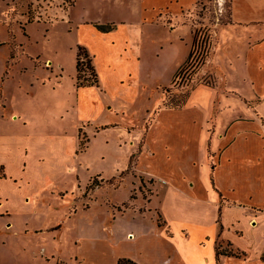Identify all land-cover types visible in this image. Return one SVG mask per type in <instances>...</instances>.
I'll use <instances>...</instances> for the list:
<instances>
[{"label":"rangeland","instance_id":"374dc122","mask_svg":"<svg viewBox=\"0 0 264 264\" xmlns=\"http://www.w3.org/2000/svg\"><path fill=\"white\" fill-rule=\"evenodd\" d=\"M159 1L9 0L3 4L0 95L9 104L4 112L10 116L23 106V116L28 117V123H23V143L28 141L31 147L26 158L55 175L53 181L41 182L32 190L38 192L33 196L34 210L23 212L17 220L11 217L14 229L3 226L0 230L3 264H112L116 254L141 251L147 255V235H137L131 243L125 229L131 225L149 228L155 220L164 223V217L173 225L193 222L182 208L196 206L191 197L205 206L203 222L193 230L198 234L219 231L214 205L233 206L237 210L231 217L243 221H250L245 215L252 216L243 209L254 210L256 203L264 208V179L259 181L255 171L242 176V165L231 169L221 164L225 157L220 154L225 150L221 132L246 120L232 117L230 106L250 115V109L232 99L222 101L228 108L223 115L222 90L213 88L218 76L224 81L219 66L231 68L239 54L240 62H245L242 48L234 47L242 39L238 35L234 39L230 25L222 34L225 41L218 43L221 26L231 19V0H195L190 10L176 13L177 18L170 12L173 7L155 13ZM244 12L236 9L238 16ZM144 17L148 24H143ZM98 23L124 25L107 37L94 28ZM196 32L193 62L208 50L212 55L195 76L196 90L187 104L172 109L169 103L183 99L190 88L180 87L181 78L176 85L173 81L187 60ZM78 45L88 48L99 77V86L85 92L76 86ZM250 53L246 61L253 69L264 65V51ZM82 61L87 70L86 59ZM234 72L238 77L233 83L238 87L242 71ZM87 73L83 75L90 78ZM239 88L245 92V86ZM248 90L252 93L251 87ZM240 124L253 129L254 139L247 145L255 152L264 133L251 121ZM61 134L68 137L67 148L73 153L75 148L77 154L63 150L60 158L54 155V144H48L47 137L53 140ZM34 137L44 141L39 152L34 150ZM218 140L221 146L216 148ZM64 154L69 162L56 166L55 160ZM161 186L171 187L174 195ZM82 205L85 209L79 208ZM156 205L161 212L154 209ZM261 208L254 225L264 223ZM165 229L172 234L169 227ZM246 231L236 248L247 260L234 264H256L263 255L264 231ZM215 239L218 249L237 252L227 238Z\"/></svg>","mask_w":264,"mask_h":264},{"label":"crops","instance_id":"0c3cea01","mask_svg":"<svg viewBox=\"0 0 264 264\" xmlns=\"http://www.w3.org/2000/svg\"><path fill=\"white\" fill-rule=\"evenodd\" d=\"M7 1L9 0H0V14L3 12L2 7L7 3ZM242 2V0L238 3L236 2V0H231V19L225 25L221 26L220 40L218 41V43L225 41V39H223L222 37V34L224 28L230 25L233 30L234 39L237 38V35L242 39H239V41L234 44V47L242 48L245 62H240L239 58H241L242 55L239 54L237 58L236 56H234L232 62L230 63L231 68H223V66H219L221 72H223L221 74L224 77V81L221 79V76H218L217 83L213 86V88L222 90V94L220 95V104L224 108L225 106L222 105V101L227 102L229 99H232L238 101L242 108L246 107L247 110L250 109V115L247 117L244 115V113H239L233 106H230V108L233 109L230 111V113L233 114L232 117L240 115L238 117H244L246 119L244 120L246 124L251 121V123L259 127L261 132L264 133V113L262 110L264 105V65L261 64L259 69H253L251 67V64L246 61L249 52H251L250 54H254L255 52L257 54H260V52L264 51V0H244L245 7L240 5V3ZM158 4L159 6H157V8H154L155 13L163 8L170 9V7H173V10H171L170 12L173 11V16H176L177 18L176 13H179V11H182V9H185L186 11L190 10V8L195 4V0H161L158 2ZM239 7L241 10L245 9L244 14L241 16H238L236 13V9H238ZM154 15L151 19L154 18ZM143 20V24H148L150 21L149 20L148 22H146L147 19L145 17ZM241 22H249L250 25L246 27L240 26ZM120 24L118 25V28L112 32L117 31L121 26ZM246 30L248 31L246 32ZM98 33L101 32L98 31ZM110 33L102 34H105L108 37V34ZM140 33L143 36L144 30H141ZM259 42L261 43L259 44ZM0 43L3 44L4 41L0 39ZM216 55L217 52L215 56ZM235 69H240L242 71V79H240L239 76L240 80L238 82V87L233 83L235 81L233 80V78L236 77V72H234ZM3 82L4 81L1 78L0 85H2ZM239 86H245V92H242ZM233 87H237V89H234ZM250 87L252 89V93H249L248 89ZM89 88L90 87L79 88V92L82 90L83 92H85L84 90ZM81 96L83 95L81 94ZM81 100L82 104H84V107H86V101L83 99V97ZM262 102L263 104H260ZM252 103H255L256 106L253 107L251 105ZM7 107H9L8 100L5 99L4 96L0 95V230L3 228V226H13L12 228L14 229L15 223H13L14 220H12L11 222V217L17 220L18 216L23 215V212H26L28 214L34 210L35 205L33 196L38 192H33L32 190L35 188L37 189V187L39 186L38 184L41 182L53 181L55 179V175L52 171L45 172L44 169H41L39 166L38 168L40 170H38L37 165L29 161V156L28 158H26V155L29 152L28 148L31 147L30 145H28V141L23 143V123L25 125L28 123V117L23 116V106L21 111H13L10 116L5 114L4 112V109ZM225 109L226 111H223V115L225 114L226 116L228 108ZM80 110L83 111V109ZM80 110H78V112ZM244 121L235 122L233 123L234 125H231L229 129L225 127V131L221 132L224 140L221 137L220 138L221 140H223L222 144L225 145V150L220 151L221 157L223 156V153L225 156L222 157L221 164L231 169L238 167V165H242L244 167H240L239 169L242 176L247 177L249 173L255 171L253 174L257 177H260V181L264 179V136H262V134L261 137L260 135H258L261 138V141L258 145L259 147L255 152L249 151L250 147L247 145V143H250L251 140L254 139V132L251 127L243 126L240 124V122ZM226 134H228L229 137L226 138ZM49 139L50 138L47 137V143L52 145L54 144V155L58 156L59 158L60 155L58 154L63 150L67 151V153L72 156H74V154L76 153L75 148L74 153L72 152L73 149H71L70 151L67 148V136L65 137L61 134L59 137H57V139H50L51 141ZM219 140L216 142V144L218 145L220 143V145L216 148H219L221 146V141ZM32 144L35 152H39L40 149H43L44 141L43 139L38 140V138L34 137ZM138 148L139 145L135 147V151H137ZM242 152H244V154L242 155V157H239ZM64 156L65 157H62L61 159L57 158L55 160L56 166L62 167L69 162V156L65 154ZM253 165L255 166L254 168H252ZM29 170L30 173L29 175H27V172ZM23 179L26 180L25 183ZM23 184H25V188L23 187ZM162 188L166 193L173 195L175 193V191L172 190L171 187L163 186ZM158 189L159 187H156V193L158 192ZM156 193L155 197L158 196L156 195ZM179 198L185 199V196ZM191 198L193 199V203L196 206L182 208L185 216H187V218L190 217L195 221H185V224L183 223L180 225H173L164 217L165 225L171 229L172 234H170L169 231L165 229L166 226L161 227L159 225V220L153 221L151 225L148 224L149 228H133V225L130 224L132 227L124 229L127 233V237L131 239V243L133 241H137V239L134 240L137 235L143 233L147 235L145 236L147 238L146 241L149 243V248L145 250L147 255H143L141 251H138L137 253L116 254L112 261V264H118L120 258H131L139 264H218V245L215 239L216 237H218V235L220 237L227 238L229 241H232L231 246L234 247L237 252L239 251L245 254L244 252L240 251V248H236V245L238 244V241L241 239V237H243L247 232L246 229L251 232L264 231V223H259V221H257L258 225H254L255 220L261 217L260 215H257V213L260 211L258 208L262 207L259 203H256L258 208H255L254 210H251L248 207L243 209L244 211L248 210V213L251 212L252 216L245 215L247 213H244L243 211L240 212V214L245 215V218L249 217L250 221H243L244 218L241 219L240 217H231L230 213L233 214V212H236L235 210H237L233 208V206L230 207L228 205H214L217 211L216 223L219 225V231H215L212 234H209L208 232L199 234L198 232H193V230L196 228L195 225L199 226L200 222H203L204 218L202 213L204 212L205 206H201L202 204H204V201L195 199L193 197ZM153 202L154 200L152 201V206L154 205ZM84 207L85 206L82 205L79 208L85 209ZM156 208H158L157 205L154 209ZM136 209L137 208H133L131 210L133 211ZM158 209L160 210V208ZM148 210L150 211L149 208ZM78 211L79 210L77 209V212ZM126 214H128V212L125 213L123 217L126 216ZM140 214L141 212H139L138 210L137 216H141ZM262 216H264V213L262 214ZM184 229L185 237L183 232ZM227 233L229 235L226 236ZM130 235L133 236L129 237ZM179 242L181 244H179ZM4 244L5 243H2V245ZM263 252L262 254L264 255ZM246 257V254L243 257L220 255V262L221 264H234L236 262L239 263L241 261H246ZM0 264H3L1 260ZM256 264H264L262 257Z\"/></svg>","mask_w":264,"mask_h":264},{"label":"trees","instance_id":"16d2710c","mask_svg":"<svg viewBox=\"0 0 264 264\" xmlns=\"http://www.w3.org/2000/svg\"><path fill=\"white\" fill-rule=\"evenodd\" d=\"M94 27L101 33H110L118 28L117 24L109 25V24H95ZM198 40V32L195 33L192 48L190 50V53L187 57L186 62L184 63L183 67L180 69V71L176 74L175 80L173 81V84H177V79L181 78L180 87L190 86L189 90L186 92V96L184 94V98L170 104L169 107L172 109H181L184 107L191 94L196 90L195 84L193 83L195 81V76L199 73L202 66L208 64V61L212 55V52L210 50L207 51L203 57L195 62H193V59L195 57V49L197 45ZM88 48L83 45H78V53H77V83L76 86L78 88L82 87H94L99 86V77L97 73V67L95 65V62L92 58ZM83 59H86V65L87 70L83 68L84 62ZM88 72L86 75H89L90 78L83 75V73ZM123 177V176H121ZM99 186V185H98ZM220 221V220H219ZM159 225L161 227H165V222L162 223L159 220ZM218 264H221L220 262V255H226V256H233V257H241L243 254H240L238 252H235L233 250L231 251H224L221 249H218ZM262 260L264 261V255L262 256ZM118 264H139L135 260L131 258H120L118 261Z\"/></svg>","mask_w":264,"mask_h":264}]
</instances>
